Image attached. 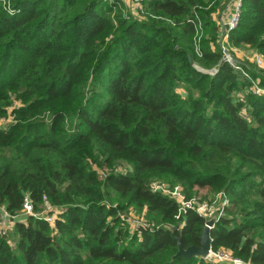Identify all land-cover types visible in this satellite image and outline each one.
Wrapping results in <instances>:
<instances>
[{"label": "trees", "instance_id": "16d2710c", "mask_svg": "<svg viewBox=\"0 0 264 264\" xmlns=\"http://www.w3.org/2000/svg\"><path fill=\"white\" fill-rule=\"evenodd\" d=\"M217 1L0 0V208L55 216L0 234V264H220L174 257L207 219H176L153 182L221 195L211 250L264 264V73L223 61ZM227 41L264 57V0H241ZM133 206L153 228L128 235Z\"/></svg>", "mask_w": 264, "mask_h": 264}, {"label": "rangeland", "instance_id": "374dc122", "mask_svg": "<svg viewBox=\"0 0 264 264\" xmlns=\"http://www.w3.org/2000/svg\"><path fill=\"white\" fill-rule=\"evenodd\" d=\"M124 2V1H123ZM143 0H133L132 3H130V1H126L124 2V5L126 6V10L129 12H133L136 15H138L140 13L141 17H145L146 13L144 11V6H143ZM212 6V7H211ZM8 7V6H7ZM213 8V12L212 17L214 18L217 26H218V30L219 32L217 33L218 36H220V32L222 30V22L224 20H227L229 18L230 15V4H226L225 0H218L215 4L211 3L209 4V6L206 8ZM141 10V11H140ZM8 11V9H7ZM9 12V11H8ZM12 13V12H9ZM228 42V41H227ZM197 45H200V40H198ZM198 47V46H197ZM228 50L230 51L231 55L233 56V58L235 59V61L237 62H243V61H249L247 60V58H252L254 55H257L259 58H261L263 61V65H264V57L261 54H258L257 52H255L253 49L249 48V47H238V48H231L228 44ZM256 53V54H255ZM250 62V61H249ZM252 63V62H251ZM255 65V67L257 69H259L260 71H263V69L261 67H257L255 63H253ZM241 69V68H240ZM243 71V70H242ZM244 75V74H243ZM245 76V75H244ZM258 83V81H257ZM255 83V84H257ZM253 88H258L259 90L264 91V89L254 86ZM179 92H182V90H179ZM12 122V116L10 113V109H8L7 111V116L5 118H0V128H6V126L8 124H10ZM121 167V166H120ZM126 168L125 165H123L121 168H118V171H123ZM164 187V186H169L171 187L170 189H168L169 191H173L175 188H178L179 191L181 190L183 192V194H181V196L183 195L186 199V195L184 194V189L183 186L180 184H174L171 185L167 182H153L150 184V187L155 189L156 187ZM174 188V189H173ZM197 191V194L191 196V198L189 200H193L198 202L199 204H209L211 203L210 201H214L215 196L213 195V193H210L208 189H195ZM161 194V193H160ZM177 200H179L178 197H175ZM175 200V199H174ZM200 201V202H199ZM116 207V206H115ZM42 211H39L37 213H35L34 217H38V218H44L45 221H47L46 219L48 217L45 216L46 213L50 212V208H47L46 206L42 205L41 206ZM218 206L211 208V212H214V210H217ZM40 210V208H39ZM34 212V211H33ZM119 216L120 219L122 221H124V223L126 224L124 227L128 233V235H132L133 232L135 230H138L139 228H153L155 225L154 223H149L146 219V217L144 216L145 213V209H138L137 207H129L126 210H119ZM217 212L215 211V213L210 217L209 215L204 216L207 220L211 219L213 216H216ZM28 216H32V215H27L24 211L20 212L18 215L11 217L9 216V214L7 212H5L4 208H0V230L1 232L4 234V236H6L7 241L9 242V244L13 245L14 244V237H15V228L14 225L16 223H25L26 222V217ZM45 216V217H44ZM54 215L52 216V222L51 225L54 222ZM206 220V221H207ZM144 224H146L148 227L144 226ZM139 234V233H138Z\"/></svg>", "mask_w": 264, "mask_h": 264}, {"label": "built area", "instance_id": "2783aa9c", "mask_svg": "<svg viewBox=\"0 0 264 264\" xmlns=\"http://www.w3.org/2000/svg\"><path fill=\"white\" fill-rule=\"evenodd\" d=\"M123 1L124 2L130 1V3L133 2V0H123ZM240 8H241V0H233L231 2L230 4L231 12H230L229 18L227 20H224L221 25L222 30L220 32L219 42H220V48L223 54V61L227 62L233 69L241 71L243 73V71L240 69L237 62L231 55L230 51L228 50V42H227L228 32L231 30H234L238 25L239 18H240ZM7 9L9 12H12L9 6L7 7ZM247 60H249L252 63H255L258 68L261 67L264 71V65L262 63L263 60L259 58L257 55H254L252 58H249V59L247 58ZM211 73L214 74V71L212 70ZM243 74L246 76L245 73ZM253 91L256 94H264V91L259 90L258 88H253ZM170 188L171 187L169 186H164L163 188L158 186L155 189L153 188L151 189L153 192L161 193L162 195H165L173 200L175 199V201L179 204L178 214L176 216V219H178L179 216L188 209L195 210L199 215H202V216H207V215L212 216L216 211L217 212L216 216L218 219V217L222 214V206L227 204L226 200H222L221 195H218L217 197H215L214 201H210L211 203L209 204L206 203L202 205L196 201L185 199L183 195L181 196L183 192L181 190L179 191L178 188H175V189L173 188L174 189L173 191H169L168 189ZM175 197H178L179 200H177ZM44 206H46L47 208H50L47 202L44 203ZM216 206H220V208L218 207L217 210H214V212H211L210 211L211 208H214ZM23 211L27 215L35 216V213L33 212V206L27 198H25L23 202L22 212ZM45 216L48 217L46 219L47 222L51 224V222L53 221L52 216H48V215H45ZM144 226L148 227L146 224H144ZM0 234L4 236L1 230H0ZM204 260L208 262L220 263V264H248L244 262L243 260L233 256L230 251H227L224 249H219L217 251H213L210 249L209 255Z\"/></svg>", "mask_w": 264, "mask_h": 264}, {"label": "water", "instance_id": "95a60500", "mask_svg": "<svg viewBox=\"0 0 264 264\" xmlns=\"http://www.w3.org/2000/svg\"><path fill=\"white\" fill-rule=\"evenodd\" d=\"M218 219L217 216H213L211 219L207 220L202 231V235L200 237V245L199 246H190L188 248H184L180 238H176L178 252L174 257L182 256L184 258L190 259L192 257L199 259H206L210 252V230L215 226ZM172 233L174 234V230L172 229Z\"/></svg>", "mask_w": 264, "mask_h": 264}]
</instances>
